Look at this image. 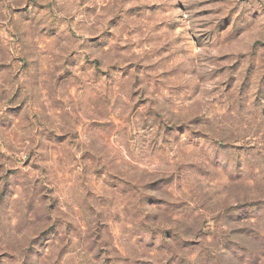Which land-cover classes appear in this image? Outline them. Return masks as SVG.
<instances>
[{"label": "rangeland", "instance_id": "rangeland-1", "mask_svg": "<svg viewBox=\"0 0 264 264\" xmlns=\"http://www.w3.org/2000/svg\"><path fill=\"white\" fill-rule=\"evenodd\" d=\"M0 264H264V0H0Z\"/></svg>", "mask_w": 264, "mask_h": 264}]
</instances>
